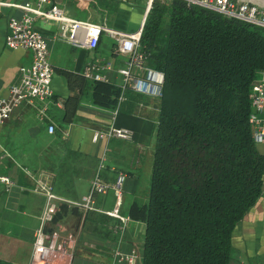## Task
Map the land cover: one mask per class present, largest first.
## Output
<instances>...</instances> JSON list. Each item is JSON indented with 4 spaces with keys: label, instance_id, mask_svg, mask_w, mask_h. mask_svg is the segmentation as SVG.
Returning a JSON list of instances; mask_svg holds the SVG:
<instances>
[{
    "label": "crops",
    "instance_id": "crops-1",
    "mask_svg": "<svg viewBox=\"0 0 264 264\" xmlns=\"http://www.w3.org/2000/svg\"><path fill=\"white\" fill-rule=\"evenodd\" d=\"M31 1L0 0L13 4ZM48 1L67 15L75 12V0ZM122 6H117L106 26L120 32H135L142 20L141 5ZM101 13L91 7L87 10L86 22L105 23L106 17ZM20 16L18 9L0 6V98L17 82L18 68L30 62L28 51L4 45L8 19ZM34 29L45 41L47 61L53 70L52 96L44 103H21L0 125V176L8 178L12 184L8 191L0 184V264H23L28 259L33 232L44 205L42 195L35 192V188L49 185L55 196L78 200L87 193L101 158L104 160L101 178L105 182L112 184L117 176H123L118 215L126 221L120 222L101 213L82 215L76 209L59 204L50 228L62 237L75 236L71 264H110L111 250L117 244L126 252L137 248L142 241L154 142L155 100L143 95L140 103L121 106L115 116V127L132 132L130 142L106 141L101 137L92 140L93 133L103 132L110 124L116 100L113 93L122 86L117 69L123 59L114 56L112 41L104 34L95 50L85 51L61 40L51 22L36 19ZM101 60L110 61L112 65L105 73L107 83L81 78V71L88 62ZM136 77L142 78V73H136ZM48 124L55 128L52 134L46 133ZM256 149L264 156L263 145H256ZM94 203L102 212L112 210V190L95 197ZM115 226L120 227L117 233L113 230ZM230 253L229 264L264 263V175L260 196L231 232Z\"/></svg>",
    "mask_w": 264,
    "mask_h": 264
},
{
    "label": "trees",
    "instance_id": "trees-1",
    "mask_svg": "<svg viewBox=\"0 0 264 264\" xmlns=\"http://www.w3.org/2000/svg\"><path fill=\"white\" fill-rule=\"evenodd\" d=\"M138 51L145 68L162 74L139 262L229 264L231 232L264 175L248 123L249 91L264 73V29L155 1ZM142 96L125 87L119 110Z\"/></svg>",
    "mask_w": 264,
    "mask_h": 264
},
{
    "label": "built area",
    "instance_id": "built-area-1",
    "mask_svg": "<svg viewBox=\"0 0 264 264\" xmlns=\"http://www.w3.org/2000/svg\"><path fill=\"white\" fill-rule=\"evenodd\" d=\"M125 5H132L134 0H115ZM143 16L155 1L161 3L172 0H142ZM186 7H197L221 15L226 19L236 20L251 26L264 29V7L244 2L241 0H178ZM0 6L18 9L21 16L18 19L9 18L6 23L4 45L10 49H20L30 53V62L18 68V80L10 86L7 95L0 98V125L4 124L18 106L25 103H44L51 98L52 67L47 61V48L41 35L34 29L36 19L56 26L58 37L68 45L80 50L93 51L99 44L102 34L112 41L115 46L114 56L123 59L122 66L117 69L122 86L116 104L111 112L110 124L103 132H95L92 140L101 137L106 141L116 139L124 142L132 140V132L125 128L114 126V119L123 99L125 87L132 92L159 98L161 95L162 74L144 67L145 56L138 51L141 32L140 27L132 33H125L108 28L104 22L91 24L78 21L55 5H50L48 0H32L24 4L1 3ZM112 68L110 61L99 63L88 62L81 71V78L94 83H107L105 73ZM142 73V78H137L136 73ZM264 74V73H262ZM261 74V75H262ZM251 113L248 123L254 144L264 146V80L260 79L251 86L249 91ZM55 128L52 124L46 126V133L52 134ZM104 160H98L89 182L85 195L78 200H64L55 196L49 185H40L35 192L42 195L44 205L38 225L33 232V239L28 259L23 264H71L72 237H60L55 230L49 229L56 214L57 206L61 203L69 209H76L83 214L101 213L125 222L126 219L118 215L120 205V191L123 176L119 175L112 184L101 178ZM0 184L4 190L12 186L6 177L0 176ZM108 190L114 194V206L109 212H102L95 207V197L104 195ZM117 228V227H116ZM120 230V227L118 228ZM119 240H117V243ZM139 261V251L132 247L123 252L117 244L111 250L110 264H135ZM264 264V263H257Z\"/></svg>",
    "mask_w": 264,
    "mask_h": 264
},
{
    "label": "rangeland",
    "instance_id": "rangeland-1",
    "mask_svg": "<svg viewBox=\"0 0 264 264\" xmlns=\"http://www.w3.org/2000/svg\"><path fill=\"white\" fill-rule=\"evenodd\" d=\"M133 2L137 5H141V8H142V3H143L142 0H134ZM74 3H75V5H74L75 12L73 14L70 13L67 16H69L70 18H73L75 20H78V21H86L85 19H86L87 10H90L91 7L94 6L102 12L101 13L102 17H104V18L106 17V19H104L105 25L109 24L110 17L112 15L113 11L117 9V6L123 5L122 7H126L125 4L119 3L115 0H85V2H83L81 0H75ZM95 3H96V6H95ZM126 8H130V7L127 6ZM141 19H145V16H143V12H142V18ZM143 22H144V20H141L142 24H143ZM141 29H142V25H141ZM102 42H105V40L103 39ZM261 80H264V74L260 75V81ZM49 229H51V228L49 227ZM52 230H54V229H52ZM57 234H59V233L57 232ZM68 235L72 236L70 238L72 239V247H73L75 236H73L72 234H68ZM59 236L62 237L60 234H59ZM65 237H67V235ZM55 264H59V263L56 262Z\"/></svg>",
    "mask_w": 264,
    "mask_h": 264
},
{
    "label": "water",
    "instance_id": "water-1",
    "mask_svg": "<svg viewBox=\"0 0 264 264\" xmlns=\"http://www.w3.org/2000/svg\"><path fill=\"white\" fill-rule=\"evenodd\" d=\"M241 1H244V2H248V3H252V4H255V5H258V6H261V7H264V0H241ZM144 20V19H142ZM113 45V53L115 52V46L114 44Z\"/></svg>",
    "mask_w": 264,
    "mask_h": 264
}]
</instances>
